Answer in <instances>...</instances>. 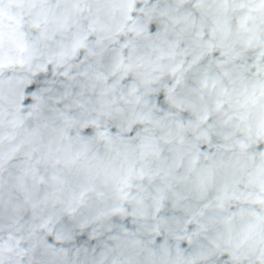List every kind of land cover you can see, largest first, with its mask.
Masks as SVG:
<instances>
[{"label": "water", "instance_id": "obj_1", "mask_svg": "<svg viewBox=\"0 0 264 264\" xmlns=\"http://www.w3.org/2000/svg\"><path fill=\"white\" fill-rule=\"evenodd\" d=\"M256 0H0V264H264Z\"/></svg>", "mask_w": 264, "mask_h": 264}, {"label": "bare ground", "instance_id": "obj_2", "mask_svg": "<svg viewBox=\"0 0 264 264\" xmlns=\"http://www.w3.org/2000/svg\"><path fill=\"white\" fill-rule=\"evenodd\" d=\"M259 5L260 11H262V21L264 23V0H256Z\"/></svg>", "mask_w": 264, "mask_h": 264}]
</instances>
